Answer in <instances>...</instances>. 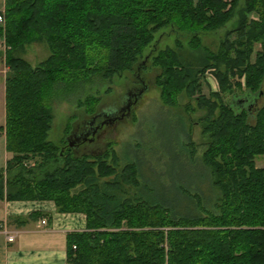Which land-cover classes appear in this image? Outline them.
<instances>
[{
    "label": "trees",
    "instance_id": "16d2710c",
    "mask_svg": "<svg viewBox=\"0 0 264 264\" xmlns=\"http://www.w3.org/2000/svg\"><path fill=\"white\" fill-rule=\"evenodd\" d=\"M237 3L4 0L0 130L10 156L0 199L51 200L58 212L83 213L85 230L67 234L68 264H264V166L254 164L264 155V0ZM233 15L214 51L201 45V35ZM163 33L173 46L150 57L158 69L155 112L171 118L163 142L150 135L144 113L122 141L121 164L109 140L96 151L47 139L50 99L124 71L138 76L147 67L143 50ZM34 42L48 55L31 65L19 53ZM206 72L215 83L207 96ZM75 102L83 111L69 126L71 139L88 123L110 117L99 126L109 127L122 114L97 112L90 94ZM151 149L148 161L143 152Z\"/></svg>",
    "mask_w": 264,
    "mask_h": 264
},
{
    "label": "rangeland",
    "instance_id": "374dc122",
    "mask_svg": "<svg viewBox=\"0 0 264 264\" xmlns=\"http://www.w3.org/2000/svg\"><path fill=\"white\" fill-rule=\"evenodd\" d=\"M242 1L243 0H238L237 3L238 7L242 5ZM235 19L236 16L233 15L232 18L225 24L224 27H221L214 32H207L201 35L200 36L201 45H204L210 50L214 51L217 48L219 41L223 38L224 32L234 24L233 22L235 21ZM155 35H157V33ZM156 42L157 43L154 45V47L151 48L149 44L143 50L140 59H142V57L145 56L146 53H148V55L144 57V62H146L145 64L147 65V67L142 72H139L138 76H135L132 72L124 71L119 75L113 76L109 82L103 81L102 83L99 84L93 83L90 85V87H87V85H85L84 89L82 88L79 92L75 94L68 93V95L60 96L59 98L50 99L49 104L51 107V121H50V128L47 133V139L60 146H63L65 144V140L69 136V132L71 129V128L69 129V126L77 122L82 116L83 106L76 104L75 102L76 97H80V99L82 100L83 96H85L86 94H90L98 98V102L96 103V106H99L98 107L99 109L98 111L96 110L97 112H99V110L101 109L105 112V110L116 111L117 109L122 108L121 113L123 115L122 117L119 118V121L117 123L115 122V124H112L106 128L102 137L100 138V140H98L97 143L95 144L86 143L84 148L93 146L95 150L98 148L96 150L98 151L99 147H102L103 144L107 140H109L110 142L108 143L109 145L108 148L112 149L118 156L119 149L121 150L122 147V143H123L122 141L130 136L129 134L133 129L137 115L141 113L145 114V118L147 119L148 122H152L154 124L152 132H149L150 135H152V137L153 135L161 136V141L163 142L166 139L165 137H163V134L167 132L164 129L163 124L165 120L167 121L170 120L171 118H168L167 116H162L155 112L156 109L155 104L160 103V100L158 97V89L154 86L152 81H153V76L158 72V69L150 64L151 62L150 57L151 55L156 53L157 50H161L165 46H173V36L164 35L163 33V35L160 36ZM254 46H255L254 48H258L257 44H255ZM47 50L48 49L46 48L45 44H43L42 42H34L32 44L26 45L23 48V50H21L22 52L19 54L21 57L27 60L28 63L34 65L36 62L44 59L48 55ZM5 70L6 68L3 64V58L2 56H0V78H3ZM208 74L211 73L206 72L205 78L207 84L204 82V84L206 85H204L202 88L203 93L206 96L210 88L215 89L214 87L215 85L213 84L212 86L211 83L212 76H209ZM135 79L136 80L140 79L145 84L144 90L142 91L140 96L139 94L137 95L136 100L132 99L134 97L133 93L136 92L135 89H137L138 86L140 87V83L136 82ZM262 86L264 87V77L262 80ZM126 93L132 94L130 95L131 99L128 105L129 106L128 111L125 109ZM142 102H144V104H142ZM182 102H185V99ZM190 104H194V102L191 101ZM2 111H3V105H2V100L0 98V123L2 120ZM184 113L185 116L188 115L187 112ZM194 117H196V114L192 113V118ZM188 120L186 121L187 124H188ZM196 131L197 130H195L192 133H194V136L196 135L197 137L198 133H196ZM172 133L176 134V136L179 135L178 131L176 130ZM89 134L90 133L84 134V136L87 137ZM83 142H85V140H82V142L80 143L75 142L78 145V149L83 148L82 147L84 144ZM155 151H156L155 149H151L150 151L145 150L143 152L144 154L143 158H147L148 161L151 160V158H155L156 156L153 154ZM119 163L120 164L122 163L121 156ZM254 164L257 167H263L264 155L256 156L254 159Z\"/></svg>",
    "mask_w": 264,
    "mask_h": 264
},
{
    "label": "crops",
    "instance_id": "0c3cea01",
    "mask_svg": "<svg viewBox=\"0 0 264 264\" xmlns=\"http://www.w3.org/2000/svg\"><path fill=\"white\" fill-rule=\"evenodd\" d=\"M4 0H0V10ZM4 123V86L0 78ZM215 85V84H214ZM215 87V86H214ZM213 87V88H214ZM10 156L0 130V169ZM85 230L81 212H58L51 200L0 199V264H68L67 234ZM12 235L7 241L6 236Z\"/></svg>",
    "mask_w": 264,
    "mask_h": 264
},
{
    "label": "flooded vegetation",
    "instance_id": "af4514ba",
    "mask_svg": "<svg viewBox=\"0 0 264 264\" xmlns=\"http://www.w3.org/2000/svg\"><path fill=\"white\" fill-rule=\"evenodd\" d=\"M136 90V92H134L133 94H137V91H138V89H135ZM126 95H127V97L125 98L126 99V101H125V108L127 107V105L129 104V102H130V95H132V94H130V93H126ZM135 96V95H134ZM109 119V118H108ZM108 119L106 120V121H108ZM107 126L108 125H105L104 127H96V126H92V123H88V126L87 127H81L80 128V130H78L77 132H75V133H73V139H71V140H69L68 142H67V144L69 145V146H73V145H77V143H80L79 141L82 139V138H84L85 136H84V134L85 133H92V135H90L92 138H94L93 139V141H91L92 143H97L98 142V139H97V137H99L100 135H101V133H103L105 130H106V128H107ZM89 136V137H90ZM88 137V138H89ZM86 138V137H85ZM75 142H77V143H75ZM85 145H86V143L85 144H83V148L85 147ZM97 145V144H96ZM76 148H78V145H77V147Z\"/></svg>",
    "mask_w": 264,
    "mask_h": 264
},
{
    "label": "water",
    "instance_id": "95a60500",
    "mask_svg": "<svg viewBox=\"0 0 264 264\" xmlns=\"http://www.w3.org/2000/svg\"><path fill=\"white\" fill-rule=\"evenodd\" d=\"M144 89H138V91H137V94H136V96L134 97V100H136V97H137V95L139 94V96L141 95V93H142V91H143ZM129 105V104H128ZM127 105V107L125 108L127 111H128V109H129V106ZM122 109V108H121ZM120 109V110H121ZM113 111L114 110H111V112L113 113ZM115 112V111H114ZM120 117H122V114L120 115ZM120 117H118V118H120ZM108 118H110V117H108ZM106 122H108V123H112L113 122V119H108V121H103L102 123H100V124H98L96 127H99V126H101L103 123H106ZM85 134H88V133H85ZM90 135H92V133H90ZM86 137V136H85ZM69 140H71V138H70V136H68L67 137V141H69ZM82 140H85V138H82L79 142H82ZM76 145V144H75Z\"/></svg>",
    "mask_w": 264,
    "mask_h": 264
},
{
    "label": "built area",
    "instance_id": "2783aa9c",
    "mask_svg": "<svg viewBox=\"0 0 264 264\" xmlns=\"http://www.w3.org/2000/svg\"><path fill=\"white\" fill-rule=\"evenodd\" d=\"M2 22H3V14H2V12H1V10H0V24H2ZM2 40H1V38H0V48H2ZM209 76H211L210 74H208ZM211 83H212V86H213V84H215L214 83V79L211 77ZM6 239H7V241H11L12 240V235H7L6 236ZM72 248H74V246H72Z\"/></svg>",
    "mask_w": 264,
    "mask_h": 264
}]
</instances>
